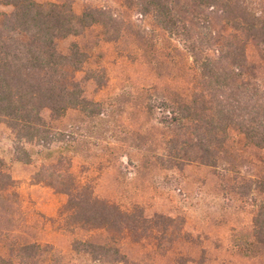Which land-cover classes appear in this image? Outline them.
Masks as SVG:
<instances>
[{"label": "trees", "instance_id": "trees-1", "mask_svg": "<svg viewBox=\"0 0 264 264\" xmlns=\"http://www.w3.org/2000/svg\"><path fill=\"white\" fill-rule=\"evenodd\" d=\"M120 2L127 10L150 17L156 28L177 39L198 74L185 98L176 94L157 99L156 106L146 103L149 112H159L160 124L172 134L166 159L160 161L177 169L197 163L225 180L235 171L228 159L233 135L245 147L264 151V77L256 75L247 56V45L254 41L264 62V11L255 1ZM0 5L10 9L0 23V125L11 133L14 160L37 164L36 181L67 196L60 215L72 220V226L116 235L143 228L137 206L127 209L100 199L90 184L68 173L74 158H88L91 148L102 145V137L122 142L128 135L113 133L110 111L103 102L87 98L77 83L63 81L66 68L85 69L88 48L75 41L63 53L56 41L83 37L94 27L102 28L106 41L118 39L119 18L90 6L76 13L69 0H0ZM217 24L224 31L216 29ZM19 33L25 34V41ZM87 73L91 79L103 76L101 70ZM64 120L71 125L68 129L62 125ZM63 164L66 169L60 168ZM235 172L229 192L254 200L264 194V163L258 175L250 178L239 180ZM10 183L9 174L0 171V192ZM257 202L251 239L245 237L238 244L241 252L264 248V201ZM72 252L82 259L80 264H126L114 237L101 243L75 239ZM0 264L69 263L48 246L32 243L10 247L7 255H0Z\"/></svg>", "mask_w": 264, "mask_h": 264}, {"label": "rangeland", "instance_id": "rangeland-1", "mask_svg": "<svg viewBox=\"0 0 264 264\" xmlns=\"http://www.w3.org/2000/svg\"><path fill=\"white\" fill-rule=\"evenodd\" d=\"M69 1L76 13L90 6L119 18L118 39L106 41L102 28L94 27L83 37L59 38L56 44L63 53L75 41L88 48L85 69L66 68L63 81L77 83L87 98L103 102L110 111V129L127 134L128 139L120 142L102 137V145L91 148L88 158H74L68 173L90 184L100 199L127 209L137 206L145 226L119 235L72 226V220L60 215L67 196L36 181L37 164L14 160L11 133L0 125V171L11 178L10 186L0 192V255H7L10 247L36 243L48 246L69 264H80L82 259L72 252L75 239L101 243L114 237L126 264H264L262 246L247 253L239 250L245 237L251 239L257 201H264V194L254 200L228 190L235 171L239 180L258 175L264 151L245 147L233 135L228 159L235 171L225 180L197 163L177 169L160 161L166 159L172 134L160 124L159 112H149L146 103L156 106L159 98L190 94L198 76L190 57L150 17L127 10L120 0ZM254 1L264 11V0ZM9 10L0 5V23ZM216 29L224 31L221 24ZM18 37L26 40L23 33ZM259 53L250 41L248 60L256 75L264 77ZM88 70H101L103 76L91 79ZM62 125L71 126L68 120Z\"/></svg>", "mask_w": 264, "mask_h": 264}]
</instances>
